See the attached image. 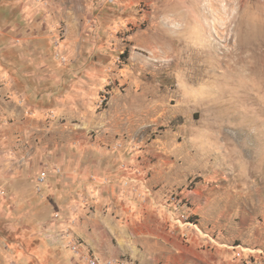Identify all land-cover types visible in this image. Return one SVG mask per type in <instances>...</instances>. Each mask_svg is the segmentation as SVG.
Here are the masks:
<instances>
[{
	"label": "rangeland",
	"instance_id": "1",
	"mask_svg": "<svg viewBox=\"0 0 264 264\" xmlns=\"http://www.w3.org/2000/svg\"><path fill=\"white\" fill-rule=\"evenodd\" d=\"M74 242L264 264V0H0V264Z\"/></svg>",
	"mask_w": 264,
	"mask_h": 264
},
{
	"label": "built area",
	"instance_id": "2",
	"mask_svg": "<svg viewBox=\"0 0 264 264\" xmlns=\"http://www.w3.org/2000/svg\"><path fill=\"white\" fill-rule=\"evenodd\" d=\"M110 2L114 3L115 0H109ZM84 248L81 244L74 242L72 244V250L75 252L76 255L81 257V260H83L86 264H115L114 261H102L96 256H91L89 254H84ZM120 264H126L125 262Z\"/></svg>",
	"mask_w": 264,
	"mask_h": 264
},
{
	"label": "crops",
	"instance_id": "3",
	"mask_svg": "<svg viewBox=\"0 0 264 264\" xmlns=\"http://www.w3.org/2000/svg\"><path fill=\"white\" fill-rule=\"evenodd\" d=\"M216 255H218V256H222V255H224V254H222V253H217ZM205 256H206V254H203V253H202V255H200V259H203ZM218 256H216V257L214 258V261H215V262H212V264H218L219 262L223 261V259L220 258V257H218ZM220 260H221V261H220ZM205 262L207 263L208 261L205 260ZM209 264H210V263H209Z\"/></svg>",
	"mask_w": 264,
	"mask_h": 264
}]
</instances>
